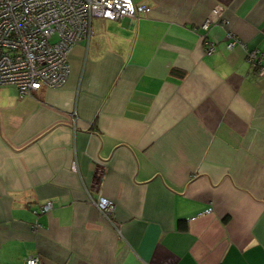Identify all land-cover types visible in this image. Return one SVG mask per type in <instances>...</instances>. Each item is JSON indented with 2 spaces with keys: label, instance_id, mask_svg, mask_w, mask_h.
<instances>
[{
  "label": "crops",
  "instance_id": "crops-1",
  "mask_svg": "<svg viewBox=\"0 0 264 264\" xmlns=\"http://www.w3.org/2000/svg\"><path fill=\"white\" fill-rule=\"evenodd\" d=\"M132 1L62 88L0 87V264H264V0Z\"/></svg>",
  "mask_w": 264,
  "mask_h": 264
},
{
  "label": "built area",
  "instance_id": "built-area-1",
  "mask_svg": "<svg viewBox=\"0 0 264 264\" xmlns=\"http://www.w3.org/2000/svg\"><path fill=\"white\" fill-rule=\"evenodd\" d=\"M148 12L149 8L132 0H0V87H14L21 98L42 88H62L70 74L69 53L92 37L93 19H135ZM220 14L219 9L212 10L202 27L207 30L216 24ZM228 38L227 48L232 49L237 40L232 35ZM213 52V44L207 43L205 53ZM247 60L264 76L263 53L248 50ZM96 207L104 214L114 210L104 199ZM51 209L47 203L40 213ZM39 262L37 256L25 260L26 264Z\"/></svg>",
  "mask_w": 264,
  "mask_h": 264
}]
</instances>
